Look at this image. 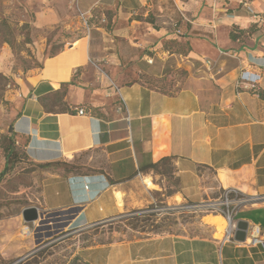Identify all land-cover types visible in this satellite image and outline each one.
<instances>
[{
	"label": "crops",
	"instance_id": "0c3cea01",
	"mask_svg": "<svg viewBox=\"0 0 264 264\" xmlns=\"http://www.w3.org/2000/svg\"><path fill=\"white\" fill-rule=\"evenodd\" d=\"M172 2L175 18L160 21L153 0H71L65 25L75 38L10 91L7 117L29 158L70 166L46 174L37 208L42 220L85 231L235 189L253 199L234 219L259 227L255 243L221 238V227L215 237L138 236L76 255L89 264H264V0ZM47 11L38 23L53 27L60 17ZM80 13L105 22L87 31ZM157 59L187 72L180 90L151 86L165 77L153 74ZM243 71L259 75L257 93L236 89ZM57 91L67 111L45 112L39 98Z\"/></svg>",
	"mask_w": 264,
	"mask_h": 264
},
{
	"label": "rangeland",
	"instance_id": "374dc122",
	"mask_svg": "<svg viewBox=\"0 0 264 264\" xmlns=\"http://www.w3.org/2000/svg\"><path fill=\"white\" fill-rule=\"evenodd\" d=\"M70 1L0 0V121L3 123L0 135L13 128V116L8 119L7 114L14 109L10 91L16 90L18 79L29 70L40 68L44 58L58 53L63 47L67 48L75 38L76 31L65 25L75 15ZM48 8L56 12L60 21L53 27L40 26L37 18L48 13ZM152 9L154 13L162 9L164 16L156 18L160 21L176 16L172 0H153ZM41 44L44 48L38 54L37 47ZM150 66L156 67L153 74L165 75L163 79L152 76L151 86L170 93L183 87L188 74L175 68L172 61L162 68L161 61L157 59ZM52 105H55L54 110L64 108L54 102ZM15 140L21 158L0 181V264H67L85 246L154 234L202 235L213 229L215 237L223 227L219 215H202L177 206L161 210L165 205L121 215L85 231L55 226L52 219L41 218L26 223L21 216L22 210L29 206L39 208L43 181L46 174L53 171L37 167L23 149L25 142L21 137L17 136ZM3 162L0 149V170L3 169ZM221 194L222 191L219 197ZM138 214L145 216L130 218ZM130 223L137 227L133 230Z\"/></svg>",
	"mask_w": 264,
	"mask_h": 264
},
{
	"label": "built area",
	"instance_id": "2783aa9c",
	"mask_svg": "<svg viewBox=\"0 0 264 264\" xmlns=\"http://www.w3.org/2000/svg\"><path fill=\"white\" fill-rule=\"evenodd\" d=\"M81 23L84 25L85 29L89 31L94 26V22L97 20L100 23H104V19H98L93 15H87V13L79 14ZM259 75L256 73H251L243 71L238 79L235 81L236 89H244L257 93L259 90ZM121 109V108H119ZM79 115H83L85 111L83 109L77 110ZM253 199L241 195L235 189H226L222 191V194L217 199H206L198 203H183L181 205H175L178 208L184 210H190L193 212H198L202 215H220L225 220L226 226L223 232V237L228 241H233V234L236 228V221L234 219L240 207L252 202ZM161 210H169L170 206L163 207ZM247 234L249 235L250 241L255 243L259 239L260 229L256 225H251L248 227ZM241 244V243H238Z\"/></svg>",
	"mask_w": 264,
	"mask_h": 264
},
{
	"label": "trees",
	"instance_id": "16d2710c",
	"mask_svg": "<svg viewBox=\"0 0 264 264\" xmlns=\"http://www.w3.org/2000/svg\"><path fill=\"white\" fill-rule=\"evenodd\" d=\"M146 20L149 22H153L150 17H147ZM54 55V54H53ZM51 55V56H53ZM39 102L41 103L43 109L45 112H66L67 108L65 107V103L63 102V94L60 91L54 92L52 95H48L45 97L39 98ZM52 102L58 103L60 105H63L64 108L62 110H54L53 108L55 105H52ZM18 135L14 132L13 128L11 127L10 131L7 134H1L0 135V149L2 151L3 155V169L0 170V181L2 178L11 170V168L17 164L20 160V155L18 153V142L16 143L15 138ZM19 137V136H18ZM25 142V141H24ZM26 142L23 145V149H25ZM25 152V151H24ZM26 154V153H25ZM24 154V155H25ZM37 167L44 169V170H51L53 172H57V169L65 171H69V165L64 162H53V163H42L37 164L35 163ZM157 164L152 165L153 168H155ZM56 170V171H55ZM142 211V210H141ZM139 212V211H135ZM145 214H138L136 217L130 216L131 219H137L139 217H144ZM131 228L134 230L137 225L130 223ZM109 243V242H107ZM103 244V243H101ZM67 264H89L79 256L75 255Z\"/></svg>",
	"mask_w": 264,
	"mask_h": 264
},
{
	"label": "water",
	"instance_id": "95a60500",
	"mask_svg": "<svg viewBox=\"0 0 264 264\" xmlns=\"http://www.w3.org/2000/svg\"><path fill=\"white\" fill-rule=\"evenodd\" d=\"M21 216L24 222L33 223L42 218L39 210L35 206H29L22 210ZM248 224L245 221H238L233 234V240L237 243H244L247 236Z\"/></svg>",
	"mask_w": 264,
	"mask_h": 264
},
{
	"label": "bare ground",
	"instance_id": "6f19581e",
	"mask_svg": "<svg viewBox=\"0 0 264 264\" xmlns=\"http://www.w3.org/2000/svg\"><path fill=\"white\" fill-rule=\"evenodd\" d=\"M147 183H148V185H150V183H149V180L147 181ZM147 185V186H148ZM220 216V215H219ZM221 217V216H220ZM222 218V222H223V232H224V229H225V226H226V223H225V220L223 219V217H221ZM223 232H222V235H221V238L223 237ZM24 233H26V232H24Z\"/></svg>",
	"mask_w": 264,
	"mask_h": 264
}]
</instances>
